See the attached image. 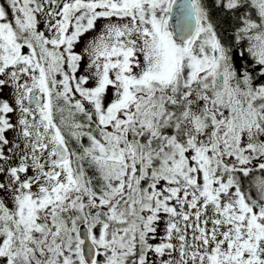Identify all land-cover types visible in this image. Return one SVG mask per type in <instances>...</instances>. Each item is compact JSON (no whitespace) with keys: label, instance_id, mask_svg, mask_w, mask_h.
Listing matches in <instances>:
<instances>
[{"label":"snow or ice","instance_id":"snow-or-ice-1","mask_svg":"<svg viewBox=\"0 0 264 264\" xmlns=\"http://www.w3.org/2000/svg\"><path fill=\"white\" fill-rule=\"evenodd\" d=\"M0 264H264V0H0Z\"/></svg>","mask_w":264,"mask_h":264}]
</instances>
